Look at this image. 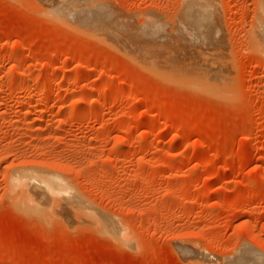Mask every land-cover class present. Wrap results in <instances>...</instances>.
<instances>
[{"label":"rangeland","instance_id":"rangeland-1","mask_svg":"<svg viewBox=\"0 0 264 264\" xmlns=\"http://www.w3.org/2000/svg\"><path fill=\"white\" fill-rule=\"evenodd\" d=\"M56 2L0 0V264L264 258V0ZM24 171L79 202L24 212Z\"/></svg>","mask_w":264,"mask_h":264},{"label":"bare ground","instance_id":"bare-ground-1","mask_svg":"<svg viewBox=\"0 0 264 264\" xmlns=\"http://www.w3.org/2000/svg\"><path fill=\"white\" fill-rule=\"evenodd\" d=\"M56 4L53 5V7L55 6L54 8L52 7L53 9H50L53 14L48 11L49 14L51 13L55 19L71 27L80 28L84 25L93 29L100 24L99 19L94 17L95 13L92 15L91 12L83 8V0L80 3L79 0H58ZM90 11L95 12V10ZM198 78L202 79V76L198 75ZM12 185L15 187L11 194L12 200L21 210L32 215L41 216L47 210L52 213L57 209V206L61 207L65 206V204L75 205V203L79 202L77 195L67 187L68 185L59 176L47 177V174H40L39 176L34 171H24L18 173L12 179ZM44 202L45 204H43ZM106 217H102L101 222H99L102 230L105 231L103 233L113 235L114 238H121L120 240H123L121 242L127 246L134 245L131 239H125V235L127 238L126 231L120 227L117 220L112 222L113 218H109L110 221ZM121 230H124V233L121 234ZM209 261L211 262V260ZM215 262L212 261L211 263L214 264ZM234 264H264V258L259 253L244 249L243 251L241 250Z\"/></svg>","mask_w":264,"mask_h":264}]
</instances>
